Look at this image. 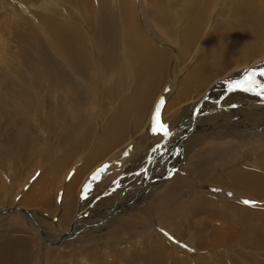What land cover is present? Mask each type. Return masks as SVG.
<instances>
[{
  "label": "bare ground",
  "instance_id": "bare-ground-1",
  "mask_svg": "<svg viewBox=\"0 0 264 264\" xmlns=\"http://www.w3.org/2000/svg\"><path fill=\"white\" fill-rule=\"evenodd\" d=\"M142 2L143 5L139 6L138 10L137 4L135 5L132 0H75L77 10L82 8L87 15V17L80 16V21L77 20V17H74V14L66 13L67 15L62 17L64 20L60 22L56 20L57 10L51 9L46 12L42 8L44 13L43 15L38 13L39 17L37 19L38 24L42 25L41 29L44 36L43 38L35 36L38 37V41H42L43 44L40 43L39 45L44 51L42 52L33 44L32 47L25 44H16L20 46L18 53L22 58H26L25 61H31V66L25 67V70L22 68L23 71L20 72L19 69L16 70L18 71L16 81L19 84H12L11 82L7 85L0 84V90L2 88H12L11 93L8 94L11 99L0 103V202L5 204L3 206L0 203V218L12 215L20 217L21 220L29 221L46 245L60 246L74 235V231L78 236H83L85 232L90 230H85L84 226L80 229L78 222L80 218L82 216L90 217L92 214H103L106 215L103 220L109 221V219H112L113 222L106 223L102 220L98 224L100 231L103 232L99 240L108 241L106 232L113 227L114 222L117 223L119 220L117 237L122 234L126 239L121 242V238H119L122 243L120 248L128 251L129 240H132L128 238H133L134 234H137L133 230V219L137 217V213L125 217L128 213L126 211L132 209L133 205L134 208L137 207L135 209L141 206L142 202L139 201L140 197L144 196V188L148 184L147 180L140 183L139 188L128 201L118 203L117 201H120L119 194L116 197L113 194L111 199V202L116 203L111 204L110 199L102 200L100 205L103 202L107 204V207H110L106 210L98 207L99 195L97 194L94 197L95 203L89 208L76 212H69V209L73 206V200L78 196V193L80 194L81 187L89 171L92 172L106 162L114 164V167H119L122 157L115 162L110 161V157L118 153L124 156L129 151L130 146L132 149L142 143L144 136L148 138V133L152 132L155 123L153 118H150L149 122L148 119L149 116L151 117V111H154L153 107H155L158 96L162 94L163 90L167 92V94L164 93V97L166 95L167 97L163 100L169 99L168 102L164 100L167 107L163 113L170 114V117L180 110L178 107L181 104H183L181 106H184L193 103L189 124L198 117L200 105L204 101L210 102L213 93L225 98L223 102L225 101V104L229 106L231 104L239 106L238 102L246 100L248 94L253 96L252 92L239 89L229 91V85L233 81L241 80L246 71H258L264 68V0H142ZM77 13L79 14V12ZM37 15L35 16L37 17ZM89 19L92 21L88 24ZM24 22L26 21L24 20ZM72 24L78 26L73 28ZM19 34L21 39L22 34ZM85 34H89V37ZM33 49L36 50L34 55L30 52ZM10 60L12 59L10 58ZM13 64L15 65V63ZM182 68H185L184 73L179 72ZM168 71L176 74L171 76V82L167 86ZM176 78L178 79V85L173 91ZM258 80L261 81V79ZM217 85L223 86L222 89L220 88L219 93L217 92L219 89L217 91L215 89ZM1 96L2 92H0ZM262 99H264V95L257 96L254 94L253 102L257 104L255 108L258 111H254L252 114L256 116L264 115V102ZM220 101L222 102L220 98L217 99L218 103ZM94 105H97L96 111L91 109ZM186 109L188 110V108ZM242 110V112H245L244 107ZM180 112L184 114L186 111L183 109ZM237 117L245 120L242 122L238 120L240 123L238 131L231 128L233 124L230 125L225 122L227 126L222 127L220 125L218 127L219 131L215 133L221 137L230 136L238 139L247 137L248 139L243 140V145L240 146V149H244L246 152L238 155L239 157H236V152H234L233 154L236 156L231 157L228 161H223L214 173L207 176L208 180L202 182L204 185L198 184L192 188L194 196L199 191L205 192V194L209 191L208 196L210 194L223 195L225 193V195L235 197L233 193H237L252 200L264 202V118L259 116L256 120L250 121L247 117ZM12 119L14 121L11 124L10 120ZM186 120L185 117H180L178 123L183 124ZM231 122H236L234 117L231 118ZM128 124L132 125V131L126 136L124 131ZM191 125L183 137H180V139L177 137L178 143L172 142L169 144L167 148V151L170 148L169 157L175 154L177 145L179 149L185 139H188V135L194 131L196 140L200 139L202 141L207 138L201 136L200 132ZM181 128H177V132ZM184 129L186 128L183 126L182 130ZM228 129L231 132L228 133ZM41 134L44 135L41 139L44 146L39 147ZM171 135L173 133L169 132L167 136L170 137ZM112 140L116 141L115 150L110 149L103 155L104 148L109 147ZM198 141L196 142L198 143ZM196 142L195 144H197ZM85 144L92 145L93 150L91 153H81ZM152 145L153 143L150 147ZM177 152L179 151L177 150ZM33 153L45 156L47 167L40 177L36 178L37 181L33 179L34 182L29 189L26 188L27 185L24 187L28 190L24 192L18 206H14L13 203H10V189L15 186L14 184L18 180L28 177L26 164ZM77 153L82 154H80L81 159H75L74 163L76 164H71L73 155ZM140 154L138 157H141ZM164 154L165 152L162 154L161 160L156 159L158 162H153V165L152 162L142 161V166H147L144 171H152L153 175V172L158 169L162 174L163 170L160 169L166 165L164 162L168 158L165 157L166 159H164ZM156 156L158 155L156 154ZM144 157H146L145 154ZM252 158H255L256 161L249 164L248 159ZM79 162L80 164H78ZM69 164L74 172L77 168L76 165H79L80 174L73 172L74 175L70 176L71 178L65 181L66 183L63 181V192L60 194L65 199L63 201L65 208H69L57 212L56 199L59 196V185ZM253 164L258 165L260 170L257 171L256 167L252 166ZM156 165L157 167L154 168ZM7 166H11V168L8 169ZM165 169H168V167H165ZM159 171L154 174L160 177ZM167 171L165 170V173ZM152 175L145 178L148 179L149 176L153 178ZM2 176L7 178L8 183L4 181ZM217 176L221 177L218 178ZM80 177L83 178V183L80 182ZM156 177L152 182L157 184L159 178ZM209 182L211 185L217 184L221 187V190L217 188L203 190L206 189L205 184L208 185ZM149 184L150 189L156 185ZM177 185L172 180L171 185L168 187L169 190L152 198L149 206L142 208L144 212H140L144 213L145 216L153 215L155 212L160 211L156 208H161L163 204L165 208L170 206L177 209L175 206V198L178 195ZM213 189L217 190L214 191ZM189 192L190 197H192L191 190ZM210 200L203 196L198 203L194 198V203L202 206L203 212L209 209L206 206L210 204ZM137 202L139 203L136 204ZM118 204L121 206L118 207ZM29 205L36 206L43 211L54 210L52 212L54 217L60 216L64 219H67L69 213H71L69 232L65 233L56 242L50 241L49 235L42 231L34 219L33 215L36 213ZM223 206L226 209L225 211L231 214L243 212L241 205L235 206V204L226 203ZM140 208L136 211L139 212ZM148 210L152 212H145ZM261 210L259 216L264 219V209ZM118 217H121V219H114ZM223 217L226 222L229 221V217L227 220L225 216ZM102 223L103 225L100 226ZM222 223H224V220ZM31 224L30 227L33 228ZM168 224V227L174 225L173 222ZM110 225L112 226L110 227ZM219 226L216 225L217 228L213 229L215 236L212 241L215 244L208 247L204 245L205 233L203 234V232L197 230L193 232V237L200 243L199 248H202L203 254H206L205 259L211 258L210 254H216L215 252H209L208 249L212 251V248H216L218 245L225 247L229 244L230 247L238 246L237 248H240L242 243L247 242L252 247L264 246V231L259 230L255 235L247 236L244 235L246 233L245 229L238 231L237 228H241V225H239L240 227L236 225L232 227ZM206 234L208 233L206 232ZM5 238L0 240V264H25L18 259L22 258L23 254L25 257L29 254L26 241L23 239L15 240V237H12L13 239L6 238L7 240ZM40 243L42 244V242ZM144 247H142V250ZM227 247L229 246L227 245ZM184 248L188 247L184 246ZM105 249L110 254L113 253H111L109 246ZM198 249H196V253L200 252ZM234 249L236 248L228 250L235 252L237 249ZM115 251L117 252V250ZM144 252L147 253L143 256L139 254L140 252H137V249L136 251L132 249L130 252L131 257L129 256L128 259L129 262L112 264H144L150 254V249ZM182 252L186 256L187 252L183 250ZM242 252L244 253V251ZM242 252H236L235 255H243ZM128 254L126 252L118 256L127 259ZM229 259L230 257H223L219 262L222 264L241 263V261L240 263L237 260L232 262ZM185 263L191 264L186 259ZM200 264L210 263L200 262Z\"/></svg>",
  "mask_w": 264,
  "mask_h": 264
},
{
  "label": "rangeland",
  "instance_id": "rangeland-1",
  "mask_svg": "<svg viewBox=\"0 0 264 264\" xmlns=\"http://www.w3.org/2000/svg\"><path fill=\"white\" fill-rule=\"evenodd\" d=\"M132 1L135 5L137 4L136 6L138 7V10H139V6L143 5L142 0H132ZM42 8H44L46 12L50 11L51 9L57 10L58 12H56L57 13L56 20L60 22L64 20V18L62 17L66 16L68 13L74 14V17H77L78 21H80L79 20L80 16L87 17L84 9L78 8L77 10L75 0H0V46H1L0 47V80L2 82V83L0 82V84L7 85L10 82L12 84H19L16 81V74L18 73V71L19 72L23 71L27 67L31 66V63H30L31 61L29 60L25 61L24 59L26 58H22L21 55L18 53L20 50V46L18 45L25 44L27 46L30 45L29 47H32L31 45L33 44V45H36L42 52L44 51L42 50V47L39 45L40 43H42V41L41 40L38 41V37L43 38L44 36L42 29H41L42 25L38 24V19H37L39 17L38 13H41V15H43L44 13V9ZM77 12H79V14ZM138 14H139V11H138ZM35 15H37V17ZM24 20L26 22H24ZM91 21L92 20L89 19L87 23L89 24ZM76 26L78 25L72 24L73 28H75ZM28 28L30 31L28 30ZM18 29H20L21 31L19 32ZM19 33L22 34L21 39L19 38V35H20ZM35 35H37L38 37ZM85 35L89 37V34H85ZM12 36L13 38H11ZM4 37H5V40H4ZM8 38H10L11 41L10 39L8 40ZM14 38L16 39L14 40ZM33 38L35 39L36 42L34 41ZM7 50H9L10 52ZM30 52L33 53L34 55L36 53V50L33 49ZM10 58L12 60H10ZM16 58H19V59H16ZM12 61L13 63H15V65L12 63ZM183 70H185V68H182V70H180L179 72L182 71V73H184ZM175 74L172 71L171 72L168 71L167 76L169 77V80H168L169 83L167 82L166 84L167 86L171 82V76L172 75L174 76ZM258 79H261V82H264V78L259 77ZM175 81L176 82L174 84L173 91H175L178 85L177 78ZM234 86L235 85H233V87ZM220 88L222 89L223 86L221 85L215 86L216 91L219 89L217 91L218 93L220 91ZM11 90L12 88L11 89L2 88V90H0V92H2V96L0 97V103L5 100L11 99L10 95H8L9 93H11ZM173 91L171 92L173 93ZM164 93L167 94L166 90H163L162 94L158 96L159 98L156 101L157 103H155V107H153V109L154 111H156L157 105L158 104L160 105L161 109L159 113V117H160L159 123L166 124L168 133L169 132L173 133V135L168 137L167 135L165 136V135L160 134L159 132L154 133L152 131L148 133V138H146L142 134L144 136L142 139V143L136 147H133L132 149L130 146L129 151L127 152L126 155L122 156L121 153H118V154H114L113 156H111L109 160L112 162H115L120 157H122L121 165L119 167H114V171H111L112 166H110V168L108 169V172L111 171V173L107 174L105 177L102 178V181H103L102 183L101 182L97 183L101 185L97 187V191L92 194L91 198H86L85 201L82 202L81 201L82 198L80 199V194L78 193V196L73 200L74 202L73 206L70 207L69 209V212H76V211H82V210L89 208V206H92L95 203L94 197L97 194L99 195V206L98 207H102L103 210H106L107 208H110V207H107V204L103 202L100 205V202L102 200L110 199L111 204L116 203V202H111V199L113 197V194H114V197H116L119 194L120 201H117L118 203H120L121 201L123 202L128 201L137 191L140 183H142L144 180H147L148 184L144 188V196L140 193V195H142L139 201V202H142L140 206L141 208L139 207L141 210L137 212L136 210H138L139 208L135 209L137 207L134 208V205H133L132 209L126 211L128 213H126L125 217H127L128 215L132 213L133 214L137 213V217L133 219V224H134L133 230L137 232L138 235L134 234V237H133L134 239L132 237L128 238V239H132V240H129L130 241L129 246L132 248L130 249V247L128 246L127 248L130 249V250L128 249V251L127 249L120 248L122 245L121 243L122 240H126L122 234L118 235L117 237V224L119 223L118 219H121V217L114 218L118 220V222L117 223L114 222L113 227L106 232L108 241L99 240L103 232L100 231L98 224L103 220L104 217H106V215L92 214L90 217L82 216L80 220L78 221L80 229L84 226L85 230L87 229L90 231L85 232L83 236H78L76 231H74L75 232L74 235L69 237V239L66 242L62 243V245L50 246V245H46L43 243L42 239L38 236V233H36V230L34 229L35 227L29 221L27 222L26 220H21V218L18 216H12L8 214L10 216L6 215V217L0 218V238H1L0 240H4L5 237L7 239H13L12 237H15V240L16 239L25 240L26 244H28V247H29L28 256L25 257V255L23 254V251L21 250L23 257L18 260L22 261V263H25V264H74V263L75 264H112V263H120V262L127 263L129 262L128 259L131 257L130 252L132 251V249H134V251H136L137 249V252H140L139 254H142L143 256L146 255L147 253L144 251H149L150 249V254L144 264H186L185 259L191 264H200V262L201 263L209 262L210 264H222L219 261L222 260L223 257H230L229 261L231 260L232 262L237 260V262L240 263L241 261L240 264H250V263H253V261H254L253 264H264V248H263L264 246L257 245V247L256 246L252 247L247 242L242 243V246L240 248H237L238 246L230 247L229 244H227L229 247H227V245L225 247H221L222 245H218L216 248H212V251H210V249L207 248L209 252H215L217 256L216 254L211 255L209 253L211 258L210 257L206 258L207 259L206 260L205 259L206 254H203V251H202L203 249L199 248L200 243L193 237V232H196V230L203 232V234L205 233V238H204L205 244L204 245H207L208 247V246H212L213 244H215L214 241H212V238H214L215 236L213 234L214 233L213 229L217 228L216 225H218V227H220L219 225H222L221 227H223L224 225L231 226V227L233 225H236V226L241 225L242 226L241 228H237L238 231L245 229L246 233L244 235H247V236H253L259 230L264 231V219H262L259 216L260 211H262L261 209L262 208L264 209V202H259L261 200H252L245 195L241 196V195H238L237 193H233L235 197L231 195H225V193L223 195L210 194V196H208L209 191L206 194L205 192L203 193L199 191V193L196 196H194L193 191H192V188H194L195 185L196 186L198 184L204 185V183L202 182L205 180H208L207 176L210 175L211 173H214L215 169L218 168L223 163V161H228L231 157L236 156V155H237L236 157H239L238 155H241L244 152H246V150L240 149V146L243 145V142H242L243 140L248 139L247 137H243L239 139L233 138L230 136L221 137L219 134L215 132L219 131L218 127L220 125L222 127H226L227 124H225V122L229 123L230 125L233 124L231 125L232 126L231 128H235L238 131L240 129V123L238 120H240V122L245 121V120L237 116L247 117L250 121L254 119L256 120L259 116L264 118V115L256 116L252 114V112L258 111L255 108L257 104H254L253 102L255 93L252 92L253 96H251V94H248L247 99L243 100L244 104L241 101L238 102V105L242 109L244 107L245 112H242L243 110L239 106L232 105V104L230 106L226 105L225 101L223 102V99L225 98H223L222 96H218L219 94L217 95L214 93L211 94L210 102L204 101L200 105L199 107L200 109L198 108L199 115L194 120L195 122L192 120V123H191L192 125L189 124V122L191 121V119H189V116H191L190 113L193 110L191 106L193 103H191V105L188 104L184 106H181L183 105L181 104L180 105L181 107L180 106L178 107V109L180 110H178L177 113L175 112L174 115L170 117V114L166 112L163 113V111L167 107L166 102H168L167 100H169V99L167 100L164 99L166 102L163 100V98L167 97V95L166 97H164ZM219 98L222 100V102L220 101L218 103L217 99ZM213 100H216V101H213ZM262 100L264 102V99ZM205 103L206 105L204 106ZM186 108H188V110ZM203 108H206V109H203ZM91 109L93 111H96L97 105L92 106ZM183 109H185L186 111L184 114L180 112ZM154 111L153 110L151 111V117L149 116L148 122L150 121V118L154 119V116H153ZM180 117H185L187 120L183 124L178 123L180 120ZM232 117H234V120H236V122H231ZM13 121H14L13 119L10 120V123L12 124ZM190 125L194 127L195 130L200 132L201 136L203 135L205 138L206 137L207 138L206 139L203 138L204 140L202 141L200 139H198L199 141L196 140L197 138L194 137L195 135L194 133L195 131H194L192 134L188 135L189 136L188 139H185V141L182 143L179 149L177 145L175 154L169 157L170 148L167 151L169 144L172 142L178 143L177 137L179 139L180 137H183L184 133L187 131ZM156 126L158 127L159 124L156 123ZM183 126L186 129L182 130ZM177 128H181L180 131L177 132ZM230 129L227 130L228 133L231 132ZM173 130H175V132H173ZM131 131H132V125L128 124L124 131L125 135L127 136ZM43 137L44 135L41 134V138L39 139V143H38L39 147L44 146L43 141L41 140L43 139ZM196 141H198V143ZM158 142L160 146L157 145ZM195 142L197 144H195ZM152 143L153 145L152 147H150ZM154 145H157L158 147L155 146V148L152 150V152H150L148 156L149 150L153 148ZM115 148H116V141L112 140L109 144V147L106 146L104 148L102 154L104 155L110 149L115 150ZM92 150H93V147L91 144H85L83 151L81 153L88 154V153H91ZM177 150L179 152H177ZM164 152H165L164 159H166L165 157H168V158L166 161L164 160L165 161L164 163H166V165L163 166L162 169H160V170H163V173L161 174V171H159L158 169L156 170V171H159L158 172L159 174H161L160 177L159 175L154 174L156 171L153 172V175L151 173L152 171H144L147 169V166L145 165L142 166V161H146L147 163L152 162V165H153V162L157 163L158 162L157 160L159 159L161 160V157H163L162 154ZM234 152H236V155L233 154ZM81 153H77L73 155L71 164L74 163L75 159L76 160L81 159V155H82ZM139 154L141 157H138ZM144 154L146 155V157H144ZM156 154L158 156H156ZM253 161H256L255 158L248 159L249 164H252ZM78 164H80V162ZM157 165L154 168H156ZM26 166L28 170V177L27 178L24 177L22 180H18L14 184L15 186L10 189V193H11L10 203H13L14 206L15 205L18 206V204L20 203L21 197L24 196L23 195L24 192H26V190H28L29 187L33 184L34 180L36 178L38 179L40 175L45 171L47 167L45 156H39L38 154L33 153V155L31 156V159L27 161ZM252 166L256 167L257 171L260 170V167L258 165L253 164ZM76 167L77 168L75 169V172L79 173L80 172L79 165L78 166L76 165ZM165 167L166 168L168 167V169H165ZM7 168L10 169L11 166H7ZM116 168H118L117 171H116ZM165 170H168L167 172L169 173L168 174L167 172L165 173ZM73 172L74 171L71 165L69 164L68 168L65 170L64 176L59 185V196L56 199L57 212H62L69 208V207L65 208L64 202H63L65 199L60 193L63 192L64 182L70 179L74 175L75 172L74 173ZM92 172L89 171V174H91ZM148 175H152L153 178H151V176H149L148 179L145 178ZM2 177L4 181L7 182V178L5 176H2ZM155 177L159 178L157 184L152 182V180H154ZM217 177L220 178L221 176H217ZM80 178H81L80 182L83 183L84 181L83 178L82 177ZM114 179L115 180L119 179V180H117V182L114 184L113 187L108 188L109 182ZM172 180L174 181V184H178L177 185L178 195L175 198V206L177 207V209H174L173 207L171 208L170 206L165 208L163 204L161 208H156V209H160V211L155 212V214L153 215L145 216L144 213H142L144 212L142 208H147L152 198L157 197L158 195H162L165 191L169 190L168 187L171 185ZM149 183H151L152 185L153 184H156V185H154L153 188L150 189L149 187L151 186H149L150 185ZM157 185L158 187H156ZM205 186H206V189H203V188L201 189L208 190V188H217L218 190H221L220 186H218L217 184L211 185L210 182L208 183V185L205 184ZM217 189L215 190L213 189V190L216 191ZM190 190L192 192V197H190V192H189ZM203 196L208 198V200L210 199L211 200H210V204L206 206L209 209L202 212L203 207L198 204H197L198 205L197 207V205L194 203V198L196 199V202L198 203L199 199H201ZM245 200L252 201L254 202V204H245L243 203V201ZM139 202H137L136 204H138ZM0 203H2L3 206L5 205L4 202H0ZM226 203L231 204V205L235 204V206L241 205L240 207L243 212H236L232 214L230 212H226L225 211L226 209L223 206ZM29 206L36 213L33 215L34 219L36 220L37 224L41 227L42 231L45 234L49 235L50 241L56 242L59 239H61V237H63L65 233L69 232V224H70V220L72 217L71 213H69L67 219H64V217L62 218L60 216L54 217V213L52 214L54 210L43 211V210H40L36 206H33V205H29ZM119 206L121 205L118 204V207ZM223 210L224 212H222ZM145 212H152V211L148 210ZM11 214H14V213H11ZM223 216H225L226 220L229 217L228 218L229 221L226 222ZM162 217H163V220H162ZM223 220H224V223H222ZM103 221H106V223L113 222L112 219L111 220L109 219V221L107 220H103ZM167 222L170 224L171 222H173L174 225L173 226L170 225L169 226L170 228H169L168 227L169 224ZM30 224L33 226V228L30 227ZM102 225L103 223L100 224V226ZM111 226L112 225H110V227ZM206 232L208 234H206ZM119 238H121L120 239L121 242L119 241ZM136 238L138 241L136 240ZM40 242H42V244ZM108 246L111 248L110 251L111 253L113 252L112 254L106 251L105 248ZM184 246L188 248H184ZM142 247H144L143 250H142ZM147 247H149V249H147ZM233 248H236L237 250L234 249L236 251L231 252L230 250H232ZM196 249L200 250V252L196 253ZM115 250H117V252ZM182 250L187 252L186 256L184 255ZM242 251H244V253ZM126 252L129 253L127 255L128 257L126 256L127 259L119 258V256L122 255V253L125 254ZM236 252L237 253L242 252L243 255L241 254L235 255ZM132 254L137 255L136 253H132ZM219 257H221L220 260H219ZM223 264H226V263H223Z\"/></svg>",
  "mask_w": 264,
  "mask_h": 264
},
{
  "label": "snow or ice",
  "instance_id": "snow-or-ice-1",
  "mask_svg": "<svg viewBox=\"0 0 264 264\" xmlns=\"http://www.w3.org/2000/svg\"><path fill=\"white\" fill-rule=\"evenodd\" d=\"M264 77V68L257 70L246 71L244 77L239 81H233L229 85V91L242 90L245 92H254L257 96L264 95V82H261L257 77ZM235 85V87H233ZM159 113L160 105H157L156 111L154 112V121L159 124L156 126V123L153 124L152 131L154 133L159 132L162 135H168L167 125L164 123H159ZM99 171V170H98ZM245 204H254L252 201H243Z\"/></svg>",
  "mask_w": 264,
  "mask_h": 264
},
{
  "label": "water",
  "instance_id": "water-1",
  "mask_svg": "<svg viewBox=\"0 0 264 264\" xmlns=\"http://www.w3.org/2000/svg\"><path fill=\"white\" fill-rule=\"evenodd\" d=\"M158 144H159V143H158ZM158 144H157V145H158ZM157 145H154V147L150 149V151H149V153H148V156H149L150 152H151V151L155 148V146H157Z\"/></svg>",
  "mask_w": 264,
  "mask_h": 264
}]
</instances>
